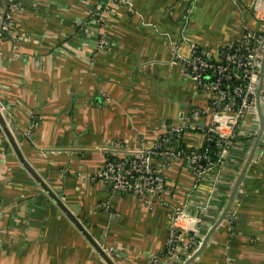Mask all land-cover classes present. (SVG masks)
Here are the masks:
<instances>
[{
  "label": "crops",
  "instance_id": "0c3cea01",
  "mask_svg": "<svg viewBox=\"0 0 264 264\" xmlns=\"http://www.w3.org/2000/svg\"><path fill=\"white\" fill-rule=\"evenodd\" d=\"M127 1L100 31L90 18L95 0H19L13 27L0 32V109L25 160L116 264H171V236L181 248L189 238L171 228L177 207L201 220L202 240L213 230L191 264H264V150L225 214L255 141L252 118L244 144L197 184L183 161L161 167L166 190L153 204L113 194L98 177L117 158L105 152L115 144L153 150L193 112L202 113L200 128L180 142L206 145L210 98L184 62L193 49L216 60L224 47L261 33L257 0ZM0 264H106L23 168L1 126Z\"/></svg>",
  "mask_w": 264,
  "mask_h": 264
},
{
  "label": "built area",
  "instance_id": "2783aa9c",
  "mask_svg": "<svg viewBox=\"0 0 264 264\" xmlns=\"http://www.w3.org/2000/svg\"><path fill=\"white\" fill-rule=\"evenodd\" d=\"M126 8L127 0H95L90 18L98 25V30L103 31L105 26L115 22L114 9ZM18 9L19 0H0V32L9 33L13 27V13ZM253 14L261 25V33L249 32L239 45H229L221 50L216 60L198 49H193L190 58L184 62L185 75L194 80L210 98V113L207 116L209 123L202 132L206 144L213 143L221 151L220 157L229 153L238 142L244 144L243 138L248 137L244 134V125L247 120L251 121L249 118H252L256 126V138L260 128L258 99L264 116V73L258 96L264 60L263 0L256 1ZM234 47L237 49L233 52ZM174 52L173 60L181 61L176 48ZM0 112L5 118L6 108L0 109ZM201 116V112L190 114L189 125L182 124L171 128L153 150L126 151L122 150L119 144H115L111 151L105 152L111 156L118 155L117 158L106 160L105 167L98 173V177L110 187L113 194L133 196L149 205L158 201L166 190L160 170L161 167L165 169L168 163L183 161L197 184L209 176L214 165L207 152L181 148L180 138L185 131L200 128L197 123ZM263 150L264 131L257 152L261 154ZM170 219L172 230L182 229L189 238L181 248L179 237L171 236L166 259L180 260L182 249L189 250L190 253L186 256L188 259L201 246L202 239L197 236L196 227L202 222L178 207L173 210Z\"/></svg>",
  "mask_w": 264,
  "mask_h": 264
},
{
  "label": "water",
  "instance_id": "95a60500",
  "mask_svg": "<svg viewBox=\"0 0 264 264\" xmlns=\"http://www.w3.org/2000/svg\"><path fill=\"white\" fill-rule=\"evenodd\" d=\"M263 73H264V60L262 63V68H261V84H260L258 96L260 94V90L262 87ZM257 110H258V114H259V123H260L259 132L255 138V141L252 144V147H251L250 152H249V158L246 162V165H245L243 171L241 172V175H240L238 182L236 183V186H235L233 194L230 198V202L228 204V208H227L225 214L229 210V207L233 201V196L235 194V191H236L238 185L240 184V181H241L248 165L251 163V161L254 157V154L258 148L260 139H261L263 131H264V116L262 114L259 99L257 101ZM0 126H1L5 136L7 138L11 148L13 149L14 153L16 154L19 162L23 166V168L30 174V176L37 182V184H39V186L45 191V193L51 198V200H53V202L58 206V208L61 209V211L71 221V223L81 232V234L87 239V241L91 244V246L95 249V251L98 253V255L103 259V261L106 264H116L115 261L110 256H108L106 254V252L103 250V248L95 241V239L91 236V234L86 230L83 222H80L71 213V211L68 209V207L65 205V203L51 190V188H49V186L44 182V180L41 178V176L25 160V158H24V156H23V154H22L11 130L9 129L3 115L1 114V112H0ZM212 233H213V230H211L209 232V234L202 240L201 246L199 247L197 252H195L193 255L190 256V258L186 259V261H183L182 258L180 260H171V262H172L171 264H191L192 262H194L203 252V250H204L205 246L207 245ZM181 253L188 255L190 252H189V250L182 249Z\"/></svg>",
  "mask_w": 264,
  "mask_h": 264
},
{
  "label": "trees",
  "instance_id": "16d2710c",
  "mask_svg": "<svg viewBox=\"0 0 264 264\" xmlns=\"http://www.w3.org/2000/svg\"><path fill=\"white\" fill-rule=\"evenodd\" d=\"M240 43H236V44H233V45L234 46H237ZM226 48H228V46L225 47V48H223V49H226ZM236 49H237V47H234V48H232V51L234 52ZM181 148H183V149H189V148H186L182 143H181ZM190 150H195V149H190ZM197 151H199L201 153L207 152V154L209 155V157H210V159L212 161V164L214 166L218 165L221 162V157H220L221 151L218 150L213 143L212 144L211 143L206 144L202 149L197 150Z\"/></svg>",
  "mask_w": 264,
  "mask_h": 264
}]
</instances>
